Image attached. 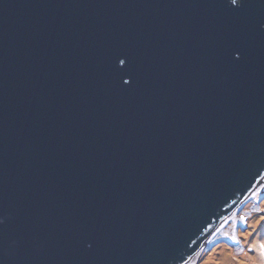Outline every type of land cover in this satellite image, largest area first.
Here are the masks:
<instances>
[{
    "label": "water",
    "instance_id": "water-1",
    "mask_svg": "<svg viewBox=\"0 0 264 264\" xmlns=\"http://www.w3.org/2000/svg\"><path fill=\"white\" fill-rule=\"evenodd\" d=\"M263 177L264 0H0V264H184Z\"/></svg>",
    "mask_w": 264,
    "mask_h": 264
},
{
    "label": "rangeland",
    "instance_id": "rangeland-1",
    "mask_svg": "<svg viewBox=\"0 0 264 264\" xmlns=\"http://www.w3.org/2000/svg\"><path fill=\"white\" fill-rule=\"evenodd\" d=\"M243 203L233 209L239 219L227 221L202 249H196L195 259L189 264H262L256 254L264 239V177L259 189Z\"/></svg>",
    "mask_w": 264,
    "mask_h": 264
},
{
    "label": "bare ground",
    "instance_id": "bare-ground-1",
    "mask_svg": "<svg viewBox=\"0 0 264 264\" xmlns=\"http://www.w3.org/2000/svg\"><path fill=\"white\" fill-rule=\"evenodd\" d=\"M261 183H262V181L259 182L258 184H256L255 189H253V192L247 194L243 199L245 200V198L250 197L256 190H258L259 187H260V185H261ZM239 208H240V206H239ZM236 218L239 219V217H236V213H234L232 216L227 217L224 221H222V223L220 224V226H219V228H218V230L216 232H218L219 230H221L222 227H223V225L227 221L232 220V219H236ZM227 237H229V236H227ZM208 240H205L204 243L207 242ZM204 243H203V246L202 247H204ZM257 249L259 250V253L256 254V260H258V261L261 260L262 264H264V239H262L260 241V244L257 246ZM198 250H200V249H198ZM198 250H195V252H194L191 260L190 261H187V264H189L190 262H193V260L195 259L196 254L198 252Z\"/></svg>",
    "mask_w": 264,
    "mask_h": 264
},
{
    "label": "snow or ice",
    "instance_id": "snow-or-ice-1",
    "mask_svg": "<svg viewBox=\"0 0 264 264\" xmlns=\"http://www.w3.org/2000/svg\"><path fill=\"white\" fill-rule=\"evenodd\" d=\"M237 2H238V0H231V3H232L233 5H236ZM119 64H120V65H124V64H125V59H120V60H119ZM128 82H129V81H127V80L124 81L125 84H127ZM234 242H235V241H234ZM88 247L91 248V244H88Z\"/></svg>",
    "mask_w": 264,
    "mask_h": 264
}]
</instances>
